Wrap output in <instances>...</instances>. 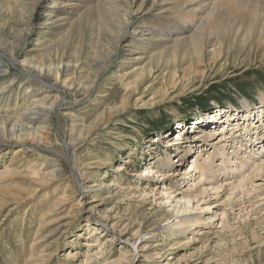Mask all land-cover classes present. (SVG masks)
Instances as JSON below:
<instances>
[{
    "label": "rangeland",
    "instance_id": "1",
    "mask_svg": "<svg viewBox=\"0 0 264 264\" xmlns=\"http://www.w3.org/2000/svg\"><path fill=\"white\" fill-rule=\"evenodd\" d=\"M6 1L11 8L19 9L20 19H15L13 14L0 12V35L5 33L0 36V48L8 53L7 48L11 47L17 62L28 60L45 42H52L50 37L55 40L61 34L64 35L60 39H67V44L53 49L54 57L58 51L65 54V62L70 60L72 54H78L83 59L81 50L89 45L86 51H93L96 57H103L105 62L109 58L115 59L97 79L93 100L92 97L85 99L82 92L72 91L69 99L74 98L77 102L64 103L62 111L80 115L85 125L93 124L97 115L106 109L117 115L108 120L106 125L101 124L90 135H85L86 140L68 152L62 138L68 135L70 121L62 116V111H56L51 117L48 132L52 145L46 141L42 144L45 146H38L27 139L25 143L28 144L22 146H26L25 156L33 161L27 164L26 160L19 159V163H25L24 167H9L7 170L12 169L9 172L4 169L13 159L15 150L22 146L14 141L3 142L0 139V200L6 201L10 196L27 190V177L45 163L61 171L60 181L38 188L31 195L28 205L21 203L10 206L12 203H9L8 207L0 209V264H9L10 259L18 257L19 250L23 251V258L35 260L33 258L40 255L39 250H42L44 241L32 247L34 256L30 258L31 243L36 237H46L52 224L62 215L58 232L49 248L53 256L41 252L43 259L37 261L40 264H264V196L253 200L251 204L246 202L245 197L233 199L234 191H227V188L225 193H220V190L217 197L211 195L212 191L208 192L204 205L200 202L188 205L184 201L176 205L179 198L169 199L164 194L163 189L169 183L163 181V177L154 179L159 184L153 186L151 183L152 187L146 194H134V190L131 191L137 187L138 190L144 189L149 182L146 178H140L146 168L144 164L150 162L146 156H142L144 152H164L167 155L176 152L173 147H165L168 138L172 137L175 141L177 137L176 124L189 128L183 129V134L190 139L203 131L193 129L194 126L198 127L193 122L200 121L209 112L211 114L231 107L243 116L244 104L248 107L256 104L258 93L264 92V57L256 54L253 48L249 55L247 52L235 54L236 57L225 63L214 66H206L205 63L201 65L203 68L200 72L191 78L189 76L193 73L178 74L176 79L171 76L150 90L144 88L145 85L142 88L146 89L143 95L131 96L123 106L126 91L118 78L123 77L129 67L124 65L123 68H127L121 71L122 65L119 64L132 62L128 60L126 52L119 51L115 55V48H97L91 25H75L67 35L68 27L62 29L57 23L59 12L62 13L65 8L53 6V0ZM61 1L58 0V3ZM150 13L156 15L157 12ZM9 24L17 28L15 34L4 28ZM18 33L23 38L19 42ZM101 42L104 48L112 46L111 39L106 36L102 37ZM128 44H124L127 47H122L123 50L130 48ZM68 46L71 49L65 52L63 47ZM16 68H19L18 64L13 67L6 63L2 68L5 73L0 75L2 79L5 78L3 84L0 81L3 85H0V113L6 117L15 115V110L21 107L24 99L19 84L20 80L26 82V75ZM28 79L39 84L32 76ZM127 82L133 81L129 78ZM24 100V105L30 104L31 98ZM108 117L106 115L105 119ZM240 122L244 120L241 118ZM39 127L44 132L45 125L40 124ZM226 127L218 122L205 130L207 135L217 132L208 142H218V134ZM231 128L226 132H230ZM244 131L239 129L238 132L244 134ZM156 136L161 137L154 144ZM203 143L210 149L208 144ZM134 148L138 151L131 158L129 154ZM180 149V155L188 151V148ZM211 152L213 149L208 153ZM189 158L182 163L184 165H173L163 173L177 169L187 172L192 164ZM198 174V171H193L181 176L178 185L174 184L173 195L189 189V184L199 180ZM218 179L219 183L224 181V178ZM77 182L80 189L77 188ZM110 183L114 186L109 187ZM64 192H67V202L65 205L63 203L66 208L60 211L63 214L58 210L48 213V206ZM229 198L233 201L231 208L227 207ZM236 199L241 203L240 206L234 203ZM12 208V213L6 216ZM215 212L217 215L213 216ZM207 217L210 218L205 220ZM167 218L169 220L165 222ZM181 219L199 222L186 231L184 239L172 227H166L167 223L175 224ZM221 220L226 223L225 227Z\"/></svg>",
    "mask_w": 264,
    "mask_h": 264
},
{
    "label": "bare ground",
    "instance_id": "2",
    "mask_svg": "<svg viewBox=\"0 0 264 264\" xmlns=\"http://www.w3.org/2000/svg\"><path fill=\"white\" fill-rule=\"evenodd\" d=\"M53 1V6L65 8L62 13L59 12L60 18L57 19V23L60 24L62 29L68 27L67 35L70 34L75 25L81 23L85 26L91 25L97 48L103 50L115 48V55L119 51L128 54V60L132 62L127 61L119 64V66L122 65L120 66L121 71L129 67L125 71L126 74L118 78L126 91L123 99L124 104L121 103L123 106L126 105L131 96L143 95L146 89L142 90V88L145 85L144 88L147 87L150 90L171 76L176 79L178 74L188 75L193 73L189 76L191 78L200 72V69L203 68L201 65H205V63L206 66L225 63L230 58L236 57L235 54L247 52V55H249L253 48L256 49V54L264 57V0H66V2L60 0V3H58V0ZM2 11L7 12L8 15L13 14L15 19H20L19 9L11 8L8 2H4V0H0V12ZM150 12L157 13L153 15ZM0 16L2 17V14ZM4 28H7L8 32H12V34H15V30H17V28L12 27V24L4 26ZM63 35H59L60 37L55 40L50 37L52 42L50 44L45 42L47 44L44 43L41 49H36L35 55L26 61L17 62L11 47L7 48L8 53L0 48V75L5 73L2 68L6 63L13 67L18 64L19 68L16 69L21 70V73L26 75L24 76L26 82L20 80L19 88L23 91L24 99L31 98L30 104L26 105H24L25 100L23 99L21 107L15 110V115L6 117L0 113V139H3V142H9L10 140V142L14 141L22 146L27 145L28 143H25V141L30 139L38 146L46 141H49L52 145L51 138L48 137L49 128H51V117L56 111H62L64 103L68 101L71 103L77 102L74 98L69 99L72 95L71 92H82L85 99L92 97L93 100V94L95 93L93 91L96 89L97 79L102 73L106 72L115 59L109 58L105 62L103 57H96L93 51H86L89 45L81 50V55H84L83 59L78 54H72L70 60L65 62V54L58 53L57 50L54 57L52 55L53 49L67 44V39L65 41L60 39ZM16 36H19L18 42L23 39L20 33ZM105 36L111 39L112 46L104 48L105 46L101 40ZM125 43H129L128 47L130 48H126L127 50L122 48L127 47L124 46ZM70 49V46L63 47L65 52ZM124 65L127 67L123 68ZM30 76L34 77L39 84L28 79ZM129 78L133 82L125 83ZM4 79L0 76L2 84ZM2 84L0 83V85ZM257 97L259 100L257 99L256 104L251 107L245 106L243 103V117H241V112H236L231 107L204 115L200 121L193 122L197 123L198 127H192L195 130L200 129L203 131L190 139L184 136L186 134H183V129L189 128L180 123L176 124L178 130H176L175 135L177 137L175 141L171 137L168 138L165 144L166 148L173 147L176 152L169 155L163 154L164 152L162 154L152 151L148 152L149 154L144 152L142 156H146V159H149L150 162L144 164L146 168L140 178H146L149 182L144 189L138 190L137 187L136 189L132 188L131 191L134 190V194L139 192L146 194L147 190L152 187L151 183L153 186L159 184L154 179L163 177V181L167 180L169 183L163 189L164 194L168 195L169 199L179 198L176 205H179L181 201L186 202L188 205L191 203L198 204L199 202L204 205L203 201L205 197L209 196L208 192L212 191L211 195L217 197L220 190H222L220 193H223L227 188V191H234L233 199L245 197L247 203L253 204V200L263 197L264 92L260 91ZM106 115H109L107 120L105 119ZM115 115L117 114L112 113L110 109H106L97 115L93 124L85 125L80 115L74 116L71 113L62 111V116L70 121L66 133L68 135L62 138L64 147L70 152L86 140L85 135H90L101 124L105 123L106 125L108 120L110 121ZM244 116L248 118L246 123L240 122V119H244ZM77 122L80 123L77 124ZM218 122L222 123V127L232 128L228 133L219 132L218 142H208L214 135H217V132L207 135L205 130ZM40 124L45 125L44 132H41ZM242 127L245 130L244 134L241 132L238 134L235 129ZM256 136L261 137V140L258 139L260 141H257ZM160 137L158 136V138ZM155 138L154 144L158 140L157 136ZM169 139L172 140L169 141ZM203 142L208 144L210 149ZM180 148H188V151H186V154L180 155L182 154ZM25 149L26 146H22L15 150L13 159L4 169L5 172L12 170H7L9 167L23 168L25 163H19V159L26 160L27 164L33 161L25 156L27 153ZM211 149H213V152L208 153ZM177 150L180 151L177 152ZM137 151L134 148L129 156L134 158ZM187 158L192 163L187 172H181L177 169L163 173L166 169L172 168L173 165L176 167L184 165L182 163ZM218 162L221 163L218 164ZM41 167L33 170L27 177L28 181L26 183L29 184L27 190L10 196V199L6 201L0 200V209L8 207L9 203H12L10 206L21 203L28 205L31 203L29 202L31 195L38 188L60 181V170L49 167L47 163ZM117 170H122V168H117ZM193 171H198L199 180L189 184V189L179 191L173 195L174 184L177 183L176 185H178L181 176L191 174ZM203 175L206 176L203 178ZM219 177L224 178V181L219 183ZM202 180L204 181L202 182ZM76 185L78 189L81 188L78 182ZM112 186H114L113 183H110L109 187ZM66 193L64 192L60 198L48 206V213L55 210L62 213L60 211L66 208V206H63V203L65 205L67 202ZM231 201L230 198L226 201L227 207L231 208L233 206V201ZM234 203L236 206L241 205L237 202V199ZM12 210L14 209L7 211L6 216L12 213ZM201 210L203 209L201 208ZM216 215V212L213 213V216ZM62 216L55 220L46 237L41 239L36 237L31 243L28 254L30 258L34 256L32 247L44 241L42 250H39L40 255L33 258L35 260L30 261L23 258V251L20 252L19 250L18 257L10 259L8 263L40 264L37 261L43 259V253L41 252L44 251L50 253L49 257L53 256L49 248L58 232V224L61 222ZM209 218L207 217L205 220ZM168 220L169 218L164 221L167 222ZM220 222L225 227L226 223L224 224L222 220ZM197 223H199L197 220L181 219L175 224L173 222L167 223L166 227H172L176 234H180L181 239H184L186 231ZM38 233L39 230L36 231V234Z\"/></svg>",
    "mask_w": 264,
    "mask_h": 264
}]
</instances>
